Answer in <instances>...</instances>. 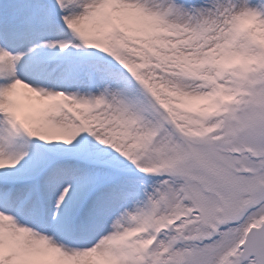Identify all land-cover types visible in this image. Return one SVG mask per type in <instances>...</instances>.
<instances>
[{"label":"snow or ice","instance_id":"snow-or-ice-1","mask_svg":"<svg viewBox=\"0 0 264 264\" xmlns=\"http://www.w3.org/2000/svg\"><path fill=\"white\" fill-rule=\"evenodd\" d=\"M0 264H264V0H0Z\"/></svg>","mask_w":264,"mask_h":264}]
</instances>
